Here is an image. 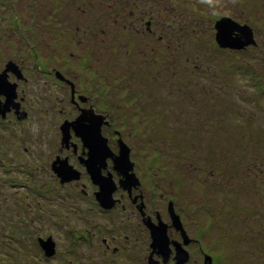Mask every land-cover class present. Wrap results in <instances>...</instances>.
Wrapping results in <instances>:
<instances>
[{
    "label": "rangeland",
    "instance_id": "rangeland-1",
    "mask_svg": "<svg viewBox=\"0 0 264 264\" xmlns=\"http://www.w3.org/2000/svg\"><path fill=\"white\" fill-rule=\"evenodd\" d=\"M221 16L251 26L257 44L219 48ZM13 20L39 22L50 65L62 62L113 113L152 218L169 223L172 200L193 240L183 264H203L204 253L211 264H264V0H0V32ZM41 79L28 88L31 120L0 121V264H151L137 208L124 197L103 209L90 181L53 173L59 121L75 108L68 86L62 100ZM48 235L51 256L37 239Z\"/></svg>",
    "mask_w": 264,
    "mask_h": 264
},
{
    "label": "flooded vegetation",
    "instance_id": "flooded-vegetation-1",
    "mask_svg": "<svg viewBox=\"0 0 264 264\" xmlns=\"http://www.w3.org/2000/svg\"><path fill=\"white\" fill-rule=\"evenodd\" d=\"M30 20L25 23L23 22L22 25L14 20L5 23L6 25H4V28L5 29L9 28V30L8 31L3 30L0 32V44L4 45L5 43L4 47L6 48V50L3 51L2 54L0 55V73L1 74L6 73V80L9 82L10 85H13L15 89V97L12 100V105H10V109L5 112L4 116H2V114L0 113V121L10 119L13 120L15 123L18 121L23 122L25 120L28 121L31 120L32 116H34V111H33L34 107L29 99L30 90H28V88H30L29 85L31 83L30 82L31 80L36 79L37 81L40 82V80H42L41 75L47 76L53 82L55 87H57L58 92L61 94L62 100H65L66 86H68L70 92L69 93L70 102L71 104L74 105L75 111L71 113L69 116H64L59 121L58 132H57V135H59L58 147H57L58 149L49 157V161H48V163L50 162V166L53 173L56 174L60 183H65L69 181H80L82 178L84 180L86 179V181H90V185L92 186V191L90 192H92L94 200L98 202V200L95 197V191L98 189V185L93 183V181L91 180L90 175L88 174L83 161L87 157L88 149L83 144L81 137L76 134L72 124H69V137L67 139H64L62 133V126L67 122L71 123L82 112L84 114L85 112L100 114L101 119L99 120L101 121V133L105 137H107L108 145L111 148V150L115 154H117L119 152V147L121 142H124L129 146L130 159L133 162L132 170L135 172L139 182L135 185H132L130 189L125 188V186L121 185L119 181L122 179V174L113 168V160L111 157H107V165L106 168L103 169V172L106 173L107 171H110L117 183V188L113 193L116 202L120 200L122 201L123 200L122 198L125 197V204H126L125 207L131 205L132 208L134 209L137 208L138 213L141 215V220L145 225V227L147 228L148 233L150 235L149 228L146 224V220L150 219L152 222L156 223L158 219L161 218V215L156 212L155 213L156 215L154 217L155 219H153L151 216V212L147 210V204L144 201L145 194L143 190L140 188V184H141L140 174L138 173L137 164L135 160L131 157V147L127 142H125V136L118 129H116L114 133L111 134L112 133L111 126L114 122L113 113L109 111L107 112L103 110H98L91 97L80 93L78 87L74 84L72 79L68 78L65 75L62 62L60 64L59 62H56L58 64L50 65L52 64L49 62V57H48L49 55L48 49L50 47V44H48V42L46 41V37H43V34L41 33L42 29H40V27L42 26L39 25V22L34 21L33 22L34 24H32L31 21V24H28ZM150 24H152L151 20H148L145 23L147 32L154 33V31H152ZM34 28L37 29V32L33 30H28ZM157 38H162V34H160ZM58 50L60 51V49ZM9 63L11 66L9 65L10 67L7 70V65ZM40 87H42V84H40ZM41 91L43 93L45 92L44 89H41ZM5 99H6L5 95L0 94V103H3ZM36 112L40 113V111H36ZM84 122L86 124H89L90 117L86 116ZM25 149L28 150L27 147H25ZM65 159L67 160L68 164H71L73 167L77 168L80 171L79 178H74L68 181H61L60 176L57 174V172H55L53 168L54 166L53 163L56 160H57L56 162H58L59 160H65ZM81 185L83 186L82 191L85 194L89 193V191L86 188V185L84 183H81ZM170 201L172 202L173 208L177 213L176 205L172 200H169L168 203ZM168 205L169 204H167V212L169 215ZM102 208L109 210V208H104V207ZM170 222L171 220H169V224ZM184 229L188 236L185 227ZM168 234L171 240H176V241L178 240L180 242H183L181 231L175 228L171 224L168 226ZM188 237L190 238L189 242L183 245L188 250L189 257H191L190 246L193 240L191 239L190 236ZM170 246H171V252L169 255V259L167 262H164L163 264H172L175 260L174 258L175 246L173 244H170ZM153 255L156 254L153 253ZM156 258H160V257L156 255ZM154 264H160V262H155Z\"/></svg>",
    "mask_w": 264,
    "mask_h": 264
},
{
    "label": "water",
    "instance_id": "water-1",
    "mask_svg": "<svg viewBox=\"0 0 264 264\" xmlns=\"http://www.w3.org/2000/svg\"><path fill=\"white\" fill-rule=\"evenodd\" d=\"M214 29L215 41L222 49L243 50L257 44L251 26L246 23H240L232 17L223 16L219 18L214 24ZM9 65L10 63L7 65V70L11 66ZM0 94H4L6 97L5 101L0 103V113L4 116L5 112L10 109L12 100L15 97L14 86L10 85L6 80V73H0ZM85 115L90 117L89 124L84 122ZM99 119H101L100 114H94L92 112H85L84 114L82 112L71 123L67 122L63 124L62 133L63 138L67 139L69 137V124H72L76 134L81 137L83 144L88 149L87 157L83 160L85 168L93 183L98 185V189L95 191V197L102 207L111 208L116 201L113 193L117 188V183L110 171L103 172V169L107 165V157L112 158L113 168L122 174V179L119 182L125 188L130 189L139 180L132 170L133 162L130 159L129 146L121 142L119 152L115 154L108 145L107 137L101 133V121ZM56 161L53 163V168L60 176L61 181L79 178L80 171L71 164H68L66 159ZM168 204L171 219L170 224L181 231L183 242L171 240L168 234V226L170 224L163 219L159 218L156 223L147 219L146 224L150 232V247L152 249L148 261L151 264L160 261L159 259H154L153 253L161 257L163 262L168 261L171 252L170 244L175 246V260L172 264H183L189 258V252L183 244L188 243L190 238L187 236L180 216L175 212L172 202L170 201ZM37 239L46 256H51L55 253L56 243L51 235L46 237L39 236ZM211 261V255L204 254L203 264H211Z\"/></svg>",
    "mask_w": 264,
    "mask_h": 264
},
{
    "label": "trees",
    "instance_id": "trees-1",
    "mask_svg": "<svg viewBox=\"0 0 264 264\" xmlns=\"http://www.w3.org/2000/svg\"><path fill=\"white\" fill-rule=\"evenodd\" d=\"M154 2L156 3V6L160 8V4L162 3V0H154ZM159 3H160V4H159ZM166 4H167V3H166ZM169 5H171V4L169 3ZM221 17H223V16H221ZM221 17H219V18H221ZM219 18H218V19H219ZM218 19H216L215 22H216ZM148 20H151V21H152V19H147L146 22H147ZM146 22H145V23H146ZM215 22H214V24H215ZM246 24H247V23H246ZM163 36H164V35H163ZM163 36H162V37H163ZM214 37H215V35H214ZM219 48H220V47H219ZM259 237H262V236H259ZM255 241H256L259 245H261V246L264 244V242H263V241H264V238H257V239H255Z\"/></svg>",
    "mask_w": 264,
    "mask_h": 264
},
{
    "label": "clouds",
    "instance_id": "clouds-1",
    "mask_svg": "<svg viewBox=\"0 0 264 264\" xmlns=\"http://www.w3.org/2000/svg\"><path fill=\"white\" fill-rule=\"evenodd\" d=\"M204 2L211 3L212 0H204Z\"/></svg>",
    "mask_w": 264,
    "mask_h": 264
}]
</instances>
